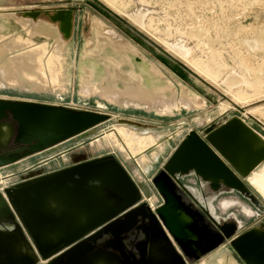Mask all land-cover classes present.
I'll list each match as a JSON object with an SVG mask.
<instances>
[{"label": "rangeland", "instance_id": "rangeland-1", "mask_svg": "<svg viewBox=\"0 0 264 264\" xmlns=\"http://www.w3.org/2000/svg\"><path fill=\"white\" fill-rule=\"evenodd\" d=\"M221 2L226 4L220 0H0V98L112 117L47 151L1 167L0 189L19 182L30 171L69 166L75 154L89 158L113 154L147 188L152 195L149 201L157 206L160 198L151 180L189 133L204 138L208 126L233 117L252 128L254 122L256 131L263 126L262 114L252 113L250 107L264 108V97L246 106L235 104L224 82L215 84L200 73V68L214 72V66H205L213 61L205 58V52L209 56L213 51L199 50L203 34L207 31L213 46L221 45L211 25H222L223 40L241 47L243 41L254 44L257 38L264 39V0L239 1L246 9L240 7L238 16L232 6L223 14ZM202 20L206 23L199 32ZM255 52L264 59V48ZM223 57L234 66L228 51ZM256 57L250 58L252 68L259 66ZM144 62L152 63L148 70L141 69L142 77H150L152 89L145 87L134 69ZM93 64L98 75L102 73L98 77ZM259 73L264 75V71L256 72L254 79ZM129 105L148 111L125 107ZM120 118L145 122L134 126L119 122ZM183 179L194 182V197L221 218L229 221L227 216L241 211L236 205L224 208L222 196H216L209 182L202 180L199 185L195 173Z\"/></svg>", "mask_w": 264, "mask_h": 264}, {"label": "water", "instance_id": "water-1", "mask_svg": "<svg viewBox=\"0 0 264 264\" xmlns=\"http://www.w3.org/2000/svg\"><path fill=\"white\" fill-rule=\"evenodd\" d=\"M111 118L98 111L0 98V168ZM71 159L62 169L30 171L0 189V264H195L227 241L223 251L241 264H255L264 254V233L251 229L239 234L236 225L217 222L182 182L195 173L213 189L223 185L246 193V182L264 165V137L239 117L208 126L204 138L188 134L151 180L162 199L154 208L151 193L115 155L80 153ZM179 191L218 235L199 224ZM148 216L158 226L151 238L158 247L152 255L146 247L138 255L125 241Z\"/></svg>", "mask_w": 264, "mask_h": 264}, {"label": "crops", "instance_id": "crops-1", "mask_svg": "<svg viewBox=\"0 0 264 264\" xmlns=\"http://www.w3.org/2000/svg\"><path fill=\"white\" fill-rule=\"evenodd\" d=\"M220 1L226 2V4L224 2H221L220 4L223 14H225V11H227L228 8H230L231 6L238 10V13L235 14L236 16L241 14V12H239V8L240 7L242 8V4L240 3L241 0H220ZM242 9L244 10L246 9V7H243ZM205 23L206 22L203 20L199 22V28H200L199 32L203 30L202 25ZM232 23H234V21ZM211 26L215 28L216 39L219 40V43H221V45L219 47L213 46L207 40L211 38V36L206 34L207 31L203 34L204 37L200 38L199 50L200 52H203L204 50L213 51L212 53L209 54V56H207V53L205 52V58H209L213 60L209 63L206 62L205 66L206 65L214 66V72L213 74H211L206 69L200 68L199 69L200 73L205 75L207 79L211 80L215 84H218L219 82H224V84L228 86V88H230L227 91V93L231 96V100L235 104H243L244 106H246V105L251 104V102H253L254 100L263 98L264 97V75L260 76V73H259L256 79H254L253 76H254V73L256 72L264 71V59H259L260 57H256L258 56V54L257 52H255L256 49L264 48V39L257 38L255 41H252V42H255L254 44L248 43L251 40L250 41L248 40L247 42L243 41L244 47H241L237 43H232L230 39H226L225 41L223 40L226 38V36L224 34V29L222 25L219 26L217 23H215V26L214 25H211ZM245 29H246V32H248L247 28ZM223 44H225V46ZM225 50L228 51V53L231 55V58L234 60V66L232 67L224 62L223 52ZM251 56L256 57L254 61L256 63H259L258 68L257 67L252 68L250 66ZM149 66H152V63L147 64L144 62V64L140 65L139 69L136 67L134 69L138 73H140L142 77L143 70L141 69L145 68L146 70H148ZM92 67H93L92 70L94 71L95 76L97 75L98 77L102 74L101 73L100 75H98V69L95 68L94 64ZM224 71L226 72V75L223 74ZM142 82L146 85L145 87L147 89H152L154 87L150 77H147V74H145V77H142ZM125 107H129V108L135 107V108H142V109L147 110L144 107H137L134 105H129ZM250 110H252L253 111L252 113H255V114L261 113L262 114L261 118L264 119V108H256V107L251 108L250 107ZM176 111L177 110H175V112ZM133 121H135V123H138L139 125L144 124L145 122L144 120H141L138 118H134ZM251 125L253 126L254 129L256 128V124L254 122L253 124L251 123ZM134 126H138V125H134ZM258 127H259V129L257 130L258 133H260L264 137V125L263 126L258 125ZM262 167H260L256 172H258ZM246 189H247L246 193L229 190L223 185L217 189H214V191L216 192L218 191V193H222L220 204H222L224 208L226 205L227 206L236 205L238 208H241V211L240 210L237 211L238 213L237 212L236 214L231 213L230 216H227L229 217V221H227V218H225L226 216H224V218L221 221L224 223L236 225L238 227L237 233L239 234L245 231L251 230V229L258 230L259 233L262 234L264 233V192L259 187H257L251 181V179L248 182H246ZM233 192H237V194ZM225 194H230L231 196H227ZM204 206H206L207 208L209 207V205L206 202ZM227 244H229L228 241L225 242V244H222L216 250L204 255L198 262L202 261V259H204L206 256L210 254H215L212 257V259H214L218 257L220 254L225 253L226 254L225 259H226L227 264L230 261H232L233 264H241L239 263V261H237V259L234 257L233 254H231L230 252L223 251L224 248L227 246ZM156 250L155 249L151 250V255L155 253ZM198 262L195 264H198ZM255 264H264V254L258 255L256 257Z\"/></svg>", "mask_w": 264, "mask_h": 264}, {"label": "flooded vegetation", "instance_id": "flooded-vegetation-1", "mask_svg": "<svg viewBox=\"0 0 264 264\" xmlns=\"http://www.w3.org/2000/svg\"><path fill=\"white\" fill-rule=\"evenodd\" d=\"M196 180H197L198 184L201 181L200 178L197 176H196ZM182 182L184 185H186L188 187V189L190 190L192 195H194L193 189H192L194 182L193 181L186 182L185 179H182ZM210 187H212V186H210ZM178 193L183 197V200L185 201V203L188 204L189 207L194 211L196 218L199 219V224L201 226L208 228V230L211 232L212 235H218V233H219L218 229L215 227L214 224L210 223L209 221L206 220V218H204V216L202 215V212L199 210V208L197 206L193 205V202L189 198H187L183 192L179 191ZM214 193L216 194V196L222 195V193H218V191L217 192L214 191ZM159 198H160V196H159ZM161 202H162V199L160 198L159 205L161 204ZM152 206L154 208L153 204H152ZM205 208L210 213V215L214 218V220H216L217 222H219L221 224L224 223L221 221L223 218H221V216H218L216 214L217 211L215 213L213 209H211L209 207L207 208L206 206H205ZM153 233H156V234L159 233L158 226L154 223L152 218L148 216L146 220L139 223V226L136 229V234L131 235L130 238H128L127 241H125L128 249H130L131 251L135 250L138 253V255L144 251L145 247L147 248L146 250H148V252H151V250H153V249L156 250L158 245L156 246L154 244V242H152V239H151ZM148 234H149V236H147Z\"/></svg>", "mask_w": 264, "mask_h": 264}, {"label": "bare ground", "instance_id": "bare-ground-1", "mask_svg": "<svg viewBox=\"0 0 264 264\" xmlns=\"http://www.w3.org/2000/svg\"><path fill=\"white\" fill-rule=\"evenodd\" d=\"M251 181L264 192V166L258 172L254 173ZM225 255V253L220 254L214 259L207 260L204 264H227ZM228 264H233V262L230 261Z\"/></svg>", "mask_w": 264, "mask_h": 264}]
</instances>
